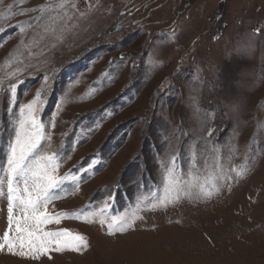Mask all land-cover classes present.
Instances as JSON below:
<instances>
[{
  "label": "rangeland",
  "instance_id": "1",
  "mask_svg": "<svg viewBox=\"0 0 264 264\" xmlns=\"http://www.w3.org/2000/svg\"><path fill=\"white\" fill-rule=\"evenodd\" d=\"M0 81L18 85L0 93V242L8 107L41 89L34 155L59 153L47 211L65 214L42 227L87 241L0 264H264V0H0ZM173 156L191 195L161 205Z\"/></svg>",
  "mask_w": 264,
  "mask_h": 264
},
{
  "label": "snow or ice",
  "instance_id": "2",
  "mask_svg": "<svg viewBox=\"0 0 264 264\" xmlns=\"http://www.w3.org/2000/svg\"><path fill=\"white\" fill-rule=\"evenodd\" d=\"M66 4H60L64 8ZM75 7V5H72ZM46 11L41 8V12ZM42 18V17H41ZM39 19V18H38ZM260 32L261 29H257ZM16 75V73H13ZM47 80H45L46 86ZM17 82H10L5 85L0 81V93H4L9 98V105L17 103ZM43 89L38 90L32 101L19 106V114L9 106L8 112L12 113L15 119L14 135L9 137L7 162L3 166L6 171V186L9 205H8V228L3 232L0 250L7 247L9 253L21 257L38 258L36 254H46L52 245H56L55 250H61V243L69 244L79 251L76 245L87 246V241L82 235H73L67 229L57 231H45L42 225L55 221L59 223L58 217L64 213L51 214L47 211V204L52 196L57 195L52 190L59 188L62 183L61 177L55 175L54 164L59 157V153L53 155H34L44 139L43 125L40 123L37 113L40 109L43 97ZM209 136L202 139H210ZM174 147V146H173ZM212 152H218V149H212ZM34 157V158H33ZM176 157H172L171 165H166L164 173V196L158 198L159 204L171 202L172 197L178 199L181 195H191L189 190L185 191L179 179H176ZM199 163V157L193 155L190 159V167L195 168ZM207 163V161H205ZM215 163L219 167V157L215 158ZM23 182L21 189L20 183ZM4 185L0 183V191ZM201 192L197 195H211V192L205 191L204 186L200 185ZM111 199V197H109ZM154 199H157L154 196ZM155 206V205H153ZM109 207L105 202L99 214L103 215ZM21 209L23 215H15L14 209ZM90 215H96L91 213ZM129 218L126 214L112 216L108 222V229L116 227L123 231L129 224ZM105 223V220H100ZM59 238H64L63 241Z\"/></svg>",
  "mask_w": 264,
  "mask_h": 264
},
{
  "label": "trees",
  "instance_id": "3",
  "mask_svg": "<svg viewBox=\"0 0 264 264\" xmlns=\"http://www.w3.org/2000/svg\"><path fill=\"white\" fill-rule=\"evenodd\" d=\"M121 56V55H120ZM137 64V63H136ZM135 65V64H134ZM135 66H137V65H135Z\"/></svg>",
  "mask_w": 264,
  "mask_h": 264
}]
</instances>
